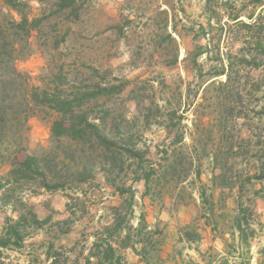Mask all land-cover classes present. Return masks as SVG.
<instances>
[{"label":"rangeland","instance_id":"rangeland-1","mask_svg":"<svg viewBox=\"0 0 264 264\" xmlns=\"http://www.w3.org/2000/svg\"><path fill=\"white\" fill-rule=\"evenodd\" d=\"M23 1L41 19L29 38L11 34L19 17L0 0V183L27 156L43 176L0 190V227L19 216L29 226L3 264H86L127 215L147 228L142 258L118 249L125 264H264V179H249L264 168V0ZM55 86L123 87L84 106L101 120L90 143L52 137L50 111L20 107L32 87ZM163 145L169 177L144 195L137 163H159ZM237 221L254 230L242 227L248 245Z\"/></svg>","mask_w":264,"mask_h":264},{"label":"trees","instance_id":"trees-1","mask_svg":"<svg viewBox=\"0 0 264 264\" xmlns=\"http://www.w3.org/2000/svg\"><path fill=\"white\" fill-rule=\"evenodd\" d=\"M74 2V0H69ZM4 6H6L11 12L18 15L19 21H12V27L16 30L13 31L14 36L18 35L17 30H21L26 38H29L32 32L40 25L41 19H29L24 13L23 7H27V4L23 0H1ZM65 3L66 0H61ZM19 41L13 40L11 42V51L13 57L17 59L18 50L17 47ZM14 60V61H15ZM13 71L15 69L13 68ZM213 77H218L224 75L223 71L215 70L212 73ZM230 77H227V81ZM123 86L107 88L104 86H85L76 87L74 86V91H70L69 94H65L62 90L58 89L57 86L53 90H43L41 93L36 91V88L32 87L29 93L23 100V106L25 111H31L33 106L44 107L52 113V122L50 133L54 138L68 137L71 139L83 140L87 142H92L95 132L98 130V125L95 121H101L100 118H94L88 116L85 111L84 106L88 104L93 99H97L101 96H107L112 93H118L121 91ZM93 90H92V89ZM91 89V90H90ZM27 93V92H26ZM24 101L26 104L24 105ZM19 107V108H20ZM29 117V114L27 113ZM1 127L0 131L4 129L3 120H0ZM101 146L107 150H110L112 144L106 140V138L101 139ZM182 138L178 137L175 143H181ZM160 153H162L160 155ZM158 160L153 164L151 160H145L143 162L140 160L138 164V172L134 177L135 181H143L145 184L144 195L150 196V185H153L155 181L161 179H167L169 177V167L167 161L168 151L163 145L162 151L157 152ZM146 163V164H144ZM17 168L9 172V179L5 180L4 183H0V190L10 183V180L18 183L20 180L29 178V173H36L39 176H43L38 171L36 166V159L31 156H27L23 161H19L16 164ZM262 176L253 175L249 177L250 180L264 179V168L261 169ZM219 179V176H216ZM43 188L49 189V186L43 182ZM221 188V187H220ZM231 189L234 187H230ZM119 194L128 195V207H132V202L135 196V192L131 188H126L124 190H119ZM201 198L205 196V192L200 193ZM204 195V196H203ZM130 207V209H131ZM118 212V211H117ZM213 214V211L210 210ZM31 221L35 225H40V221L37 220L33 213H30ZM131 218L129 215L123 216L122 218H115L111 226L105 228V232L101 234L100 238L95 240L93 248L90 255L86 258V264H125L122 256L118 253V249H131L134 253L142 258V252L146 249L143 245L141 237L142 229L147 228L146 220L143 215L139 218L138 229H133L130 225ZM27 219L23 216H19L16 220L11 218H5L4 224L0 227V264H3L4 251L12 250L13 248H20L23 245L24 239L27 236L26 230L29 229ZM243 225L246 229L248 228L251 234H254V230L250 229V223L242 224V222L237 221L235 224V230L238 233V240L241 244L248 245L244 242L245 234L243 230ZM136 231L135 235L133 234ZM149 233V232H148ZM114 241H119L118 244ZM239 243V244H240ZM137 245H141L140 249H137Z\"/></svg>","mask_w":264,"mask_h":264}]
</instances>
